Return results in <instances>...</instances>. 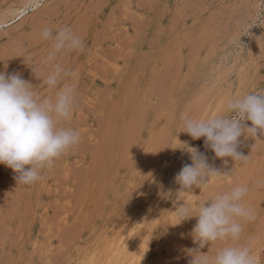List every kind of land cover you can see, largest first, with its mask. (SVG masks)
I'll return each mask as SVG.
<instances>
[{
  "label": "rangeland",
  "instance_id": "1",
  "mask_svg": "<svg viewBox=\"0 0 264 264\" xmlns=\"http://www.w3.org/2000/svg\"><path fill=\"white\" fill-rule=\"evenodd\" d=\"M45 25L71 26L85 41L84 52L58 58L78 74L65 126L81 140L33 185L0 165V264H190L198 218L178 224L174 211L186 203L195 215L236 184L248 186L244 202L255 213L240 243L264 264V136L242 135L237 150L249 159L225 163L181 132L184 115L224 114L227 98L264 91V0H0V72L52 97L42 82ZM180 142L232 174L179 192L175 177L192 163ZM224 243L199 250L214 255Z\"/></svg>",
  "mask_w": 264,
  "mask_h": 264
},
{
  "label": "clouds",
  "instance_id": "2",
  "mask_svg": "<svg viewBox=\"0 0 264 264\" xmlns=\"http://www.w3.org/2000/svg\"><path fill=\"white\" fill-rule=\"evenodd\" d=\"M39 38L50 45L42 60L48 69L42 82L54 91V96L41 97L36 87L19 74L0 72V165L17 174V184L26 186L40 181L43 171L52 169L55 162L81 140L79 130L65 126L76 108L78 89L74 81L78 74L58 62V58L84 52V38L71 26L47 25L39 30ZM19 50L24 53V60H31V53L22 47ZM181 126V132L193 140L203 138L215 157L225 163V158L246 162L249 155L243 156L237 150L239 141L242 135L256 138L260 133L264 136V91L227 98L224 114L206 119L184 115ZM181 144L185 145L182 150L191 155L192 163L184 165L175 177L179 192L206 188L211 181L225 180L232 174L210 165L197 148ZM258 187H264V181ZM248 191L247 185L236 184L218 192L200 203L195 215L192 206L186 203L176 208L178 224L198 218L192 235L199 247L190 250V264H258L250 245L240 243L244 222L255 219L253 209L244 202ZM218 241L226 243L214 255L200 252L199 249Z\"/></svg>",
  "mask_w": 264,
  "mask_h": 264
},
{
  "label": "bare ground",
  "instance_id": "3",
  "mask_svg": "<svg viewBox=\"0 0 264 264\" xmlns=\"http://www.w3.org/2000/svg\"><path fill=\"white\" fill-rule=\"evenodd\" d=\"M31 2H32V0H31ZM20 13H22V12H20ZM128 17H129V16H128ZM15 19H16V20H19L20 17L15 18ZM77 22H78V21H77ZM106 35H107V34H106ZM122 35H123V34H122ZM101 37H102V36H101ZM109 37H110V36H109ZM116 38H117V37H116ZM114 40H115V39H114ZM95 41H96V40H95ZM108 41H109V40H108ZM91 42H92V41H91ZM93 43H94V42H93ZM118 45H119V44H118ZM100 46H101V45H100ZM116 47H117V46H116ZM122 47H123V46H122ZM101 48H102V47H101ZM117 48H118V47H117ZM91 49H92V48H91ZM123 49H124V48H123ZM120 51H122V50H120ZM120 51H119V52H120ZM119 52H118V53H119ZM119 57H120V56H119ZM116 59H117V58H116ZM103 61H104V60H103ZM103 63H104V62H103ZM102 65H103V64H102ZM33 72H34V71H33ZM107 75H108V74H107ZM103 78H106V77H103ZM103 129H104V128H103ZM102 141H103V140H102ZM105 143H106V142H105ZM104 147H105V144H104ZM102 148H103V147H102ZM104 150H105V148L102 149V151H104ZM98 151H100V149H99ZM98 151H97V152H98ZM104 154H105V153H104ZM104 154H103V155H104ZM100 155H102V153H101ZM102 157H103V156H102ZM96 158H97V157H96ZM99 158H100V157L98 156V161H99ZM94 159H95V158H94ZM95 161H97V159H95ZM98 161H97V162H98ZM102 161L105 162V160H102ZM106 161H107V159H106ZM100 163H101V161H100ZM100 163H99V164H100ZM92 164H93V163H92ZM94 165H95V164H94ZM96 166H97V164H96ZM96 174H97V172H96ZM98 174H99V173H98ZM94 175H95V173H93V176H94ZM148 176H149V175H148ZM97 177H99V176H97ZM88 178H89V177H88ZM95 178H96V177H95ZM85 182H86V181H85ZM134 187H135V186H133V188H134ZM135 188H136V187H135ZM129 189H130V188H129ZM134 190H136V189H134ZM130 191H131V190H130ZM126 192H127V191H126ZM134 192H135V191H134ZM130 193H133V192H130ZM130 193H129V194H130ZM136 194H137V192L135 193V195H136ZM131 195H132V194H131ZM133 196H134V193H133ZM129 197H131V196H129ZM134 197H135V196H134ZM132 198H133V197H132ZM132 198H131V199H132ZM126 199H127V198H126ZM127 200H128V199H127ZM129 201H131V200L129 199ZM147 201H148V200H147ZM125 202H126V201H125ZM140 202H141V201H140ZM140 202H138V203H140ZM146 203H147V202H146ZM169 203H170V202H169ZM169 203H168V204H169ZM135 204L137 205V203H135ZM170 204H171V203H170ZM126 205H128V204H126ZM126 205H125V206H126ZM178 205H179V204H178ZM143 206H144V205H143ZM143 206H142V207H143ZM147 206H148V205H147ZM152 206H153V205H152ZM167 206H168V205H167ZM173 206H174V205H173ZM126 207H127V206H126ZM157 207H158V206H157ZM157 207H156V209H157ZM165 207H166V206H165ZM174 207H175V206H174ZM129 208H131V207H129ZM139 209H140V208H139ZM167 209H169V208H167ZM167 209H166V210H167ZM173 210H174V209H173ZM139 211H141V210H139ZM151 211H152V209H151ZM148 212H149V211H148ZM164 212H165V211H164ZM143 213H144V212H143ZM150 213H151V212H150ZM169 213H170V212H169ZM128 214H129V213H128ZM134 215H136V214H134ZM142 215H143V214H142ZM144 215H145V214H144ZM150 215H151V214H150ZM154 215H155V214H154ZM157 215H158V214H157ZM140 216H141V215H140ZM146 216H147V215H146ZM125 217H126V216H125ZM133 217H134V216H133ZM167 217H168V216H167ZM169 217H170V216H169ZM169 217H168V218H169ZM131 218H132V217H131ZM149 219H150V218H149ZM163 219H164V218H163ZM170 219H172V218H170ZM176 219H177V218H176ZM114 220H115V219H114ZM114 220H113V221H114ZM130 220H131V219H130ZM130 220H129L128 222H130ZM110 221H111V220H110ZM136 221H137V220H135V222H136ZM147 222H148V220H147ZM162 222H163V220H162ZM119 223H120V222H119ZM121 223H122V221H121ZM142 223H143V222H142ZM145 223H146V222H145ZM168 223H169V222H168ZM101 224H102V223H101ZM146 224H147V223H146ZM161 224H162V223H161ZM117 225H118V224H117ZM143 225H144V224H143ZM154 225H155V224H154ZM187 225H188V224H187ZM190 225H191V224H190ZM126 226H127V225H126ZM164 226H165V225H164ZM164 226H163V228H164ZM124 227H125V226H124ZM144 227H145V225H144ZM156 227H157V226H156ZM263 227H264V226H263ZM128 228H129V227H128ZM152 228H154V227H152ZM161 228H162V227H161ZM80 229H81V228H80ZM122 229H123V228H122ZM123 230H124V229H123ZM137 230H138V229H137ZM153 230H155V229H153ZM139 231H141V230H139ZM189 231H190V230H189ZM77 232H78V231H77ZM121 232H123V231H121ZM121 232H120V233H121ZM136 232H137V231H136ZM154 232H155V231H154ZM167 232H168V231H167ZM116 234H117V233H116ZM137 234H138V233H137ZM166 234H167V233H166ZM119 235H120V234H119ZM141 235H142V234H141ZM117 236H118V235H117ZM139 236H140V235H139ZM158 236H159V235H158ZM151 237L153 238V236H151ZM115 238H116V237H115ZM136 238H137V237H136ZM139 238H140V237H139ZM139 238H138V239H139ZM142 238H143V237H142ZM118 239H119V238H118ZM138 239H136V241H137ZM150 239H151V238H150ZM191 239H192V238H191ZM191 239H190V240H191ZM140 240H141V239H140ZM151 240H152V239H151ZM185 240H186V239H185ZM185 240H184V241H185ZM190 240H189V241H190ZM110 241H111V240H110ZM129 241H130V240H129ZM133 241H134V240H133ZM145 241H146V240H145ZM146 242H147V241H146ZM249 242H250V241H249ZM120 243H121V242H119L118 244H120ZM132 243H133V242H132ZM136 243H137V242H136ZM139 243H140V241H139ZM255 243H256V242H255ZM146 244H147V243H146ZM178 244H179V243H178ZM130 245H131V244H130ZM135 245H136V244H135ZM138 245H139V244H138ZM117 246H118V245H117ZM262 246H263V245H262ZM129 247H130V246H129ZM129 247H127V248H129ZM152 247H153V246H152ZM155 247H156V246H155ZM112 248H113V247H112ZM127 248H126V249H127ZM130 248H131V247H130ZM135 248H136V247H135ZM138 248H139V247H138ZM110 249H111V248H110ZM122 249H123V248H122ZM122 249H121V250H122ZM211 249H212V248H211ZM130 250H131V249H130ZM132 250H133V249H132ZM153 250H155V249H153ZM263 250H264V249H263ZM150 251H151V250H150ZM120 252H121V251H120ZM137 252H138V251H137ZM145 252H146V251H145ZM168 252H169V251H168ZM131 253H133V252H131ZM134 253H135V250H134ZM211 253H212V252H211ZM254 253H255V252H254ZM260 253H261V252H260ZM122 254H123V253H122ZM128 254H129V253H128ZM136 254H137V253H136ZM136 254H134V255H136ZM89 255H90V254H89ZM92 255H93V254H92ZM84 256H85V255H84ZM86 256H87V255H86ZM86 256H85V257H86ZM127 256H128V255H127ZM257 256H258V255H257ZM259 256H260V255H259ZM91 257H92V256H91ZM96 257H97V256H96ZM129 257H130V256H129ZM134 257H136V256H134ZM182 257H183V256H182ZM126 258H127V257H126ZM86 259H87V258H86ZM88 259H89V258H88ZM123 259H124V258H123ZM128 259H130V258H128ZM181 259H182V258H181ZM184 259H185V258H184ZM184 259H183V260H184ZM116 260L118 261L119 258L116 259ZM125 260H126V259H125ZM170 260H172V259H170ZM85 261H86V260H85ZM120 261H121V260H120ZM120 261H118V262H120ZM122 261H123V260H122ZM135 261H136V260H135ZM118 262H117V263H118ZM168 262H169V261H168ZM101 263H102V262H101ZM101 263H100V264H101ZM120 263H121V262H120ZM162 263H163V262H161L160 264H162ZM118 264H119V263H118ZM122 264H123V263H122ZM125 264H126V262H125ZM127 264H128V263H127Z\"/></svg>",
  "mask_w": 264,
  "mask_h": 264
}]
</instances>
